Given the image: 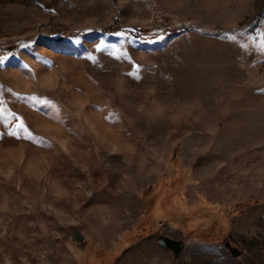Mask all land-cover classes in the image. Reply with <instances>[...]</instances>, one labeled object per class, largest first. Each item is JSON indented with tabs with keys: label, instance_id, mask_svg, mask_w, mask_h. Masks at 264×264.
Returning a JSON list of instances; mask_svg holds the SVG:
<instances>
[{
	"label": "rangeland",
	"instance_id": "rangeland-1",
	"mask_svg": "<svg viewBox=\"0 0 264 264\" xmlns=\"http://www.w3.org/2000/svg\"><path fill=\"white\" fill-rule=\"evenodd\" d=\"M148 187L264 264V0H0V264H116Z\"/></svg>",
	"mask_w": 264,
	"mask_h": 264
},
{
	"label": "crops",
	"instance_id": "crops-1",
	"mask_svg": "<svg viewBox=\"0 0 264 264\" xmlns=\"http://www.w3.org/2000/svg\"><path fill=\"white\" fill-rule=\"evenodd\" d=\"M161 188L148 187L142 191L138 214L131 223L122 228L118 239L121 243L133 242L128 244L116 264H182L181 253L176 256L172 249L165 248L160 244L163 237L182 242L179 235H174L179 231L177 223H180V208L173 196L160 197ZM204 208L208 211V215L214 216L216 214L212 208ZM164 229L169 232L164 234L162 232ZM160 231L161 233H159ZM83 236L82 242H86V236L84 234ZM120 242L119 244H121ZM102 248L106 247L92 245L94 254L97 250L103 251ZM113 248H116V242L109 244L106 253L111 252Z\"/></svg>",
	"mask_w": 264,
	"mask_h": 264
},
{
	"label": "water",
	"instance_id": "water-1",
	"mask_svg": "<svg viewBox=\"0 0 264 264\" xmlns=\"http://www.w3.org/2000/svg\"><path fill=\"white\" fill-rule=\"evenodd\" d=\"M73 238L77 242H82L84 240L83 234L77 228H75L74 231H73ZM160 244H162V246H164L165 248L172 249L174 251V253H175L176 256H178L181 253L182 247H183V244H182L181 241H179V240H173V239H170L169 237H163L160 240ZM225 247H227L231 251V254L234 257H238V256H240L243 253L242 250H240V249H238L236 247H231L230 241H227L225 243Z\"/></svg>",
	"mask_w": 264,
	"mask_h": 264
},
{
	"label": "snow or ice",
	"instance_id": "snow-or-ice-1",
	"mask_svg": "<svg viewBox=\"0 0 264 264\" xmlns=\"http://www.w3.org/2000/svg\"><path fill=\"white\" fill-rule=\"evenodd\" d=\"M20 127L23 128L25 131H27V129L25 128V126L23 125V123L20 124ZM29 136H31V133H28Z\"/></svg>",
	"mask_w": 264,
	"mask_h": 264
}]
</instances>
